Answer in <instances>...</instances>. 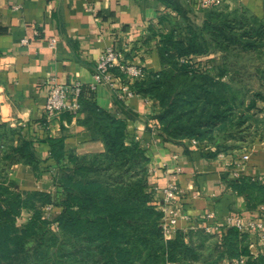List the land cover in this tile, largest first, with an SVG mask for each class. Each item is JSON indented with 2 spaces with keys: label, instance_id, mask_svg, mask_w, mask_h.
I'll use <instances>...</instances> for the list:
<instances>
[{
  "label": "trees",
  "instance_id": "obj_1",
  "mask_svg": "<svg viewBox=\"0 0 264 264\" xmlns=\"http://www.w3.org/2000/svg\"><path fill=\"white\" fill-rule=\"evenodd\" d=\"M167 5L183 13L176 0ZM203 14L201 26L185 17V35L176 28L165 33L158 50L162 68L146 71L129 87L158 103L156 118L165 140L208 143L216 148L210 157L243 153L248 138L251 142L263 132L252 110L264 105V68L256 62L264 56V17L224 4ZM209 52L220 54L215 73L209 64L192 60ZM80 104L84 118L79 122L93 140L103 142L104 151L66 152L64 138L49 137L57 162L53 193L19 191L0 177V264H233L241 257H247L244 264H264V251L251 255L248 235L235 227L220 239L202 229L166 239L164 213L149 189L144 147L129 135L125 119L84 93ZM15 133L19 143L0 155L3 168L22 163L39 174L34 142L24 137L23 128L0 127V139ZM227 183L250 209L264 206L263 181L242 176ZM45 205H53L52 220L44 218ZM24 210L32 215L19 225Z\"/></svg>",
  "mask_w": 264,
  "mask_h": 264
},
{
  "label": "crops",
  "instance_id": "obj_2",
  "mask_svg": "<svg viewBox=\"0 0 264 264\" xmlns=\"http://www.w3.org/2000/svg\"><path fill=\"white\" fill-rule=\"evenodd\" d=\"M176 1L182 14L167 5V0H0V127H22L24 137L34 142L41 167L39 174L22 163L4 169L1 158V180L13 182L15 189L23 192H55L57 162L51 155L49 137L64 138L66 152L104 151L103 142L93 140L79 122L83 113H63L50 123L46 121L51 84L81 83L84 96L125 119L129 135L144 147L149 158V189L158 188L152 191L153 204L164 203L162 188L170 181L181 186L183 217L177 232L187 235L190 222L198 221L208 210L221 222L232 213L246 219L262 217L260 207L250 209L227 183L232 179L227 164L242 152L210 157L216 148L208 143L165 140L156 118L158 103L138 94L121 98L126 78L117 68L113 70V85L96 83V65L107 47L148 72L162 68L158 50L163 35L171 28L185 35V17L195 26L204 20L198 0ZM224 5L230 9L241 5L252 15L264 17V0H225ZM25 38L26 44L22 43ZM53 40L56 43L51 46ZM212 56H192V60L210 65ZM91 85H95L94 90ZM19 138L15 133L0 139V155L18 144ZM256 148L247 163V175L264 178V149L260 150L261 145ZM31 215L24 210L21 218L25 222Z\"/></svg>",
  "mask_w": 264,
  "mask_h": 264
},
{
  "label": "built area",
  "instance_id": "obj_3",
  "mask_svg": "<svg viewBox=\"0 0 264 264\" xmlns=\"http://www.w3.org/2000/svg\"><path fill=\"white\" fill-rule=\"evenodd\" d=\"M224 2L225 0H198V6L200 9H205L213 6H221ZM22 43H28V39H23ZM55 43L53 40L51 46H54ZM181 61L187 62L184 58ZM113 68H119L126 78V82L120 88L121 98L134 95L129 87V83L144 78L147 73L142 66L122 60L120 53L113 47H107L99 57L96 65V73L94 75L96 83L113 85ZM90 89L94 90L95 85H91ZM83 93L84 86L81 83L74 85L52 83L45 104L46 121L50 123L63 113L77 114L81 107L80 97ZM194 141L196 142V140ZM249 160L250 154L247 152L241 153L232 159L227 164L230 178L235 179L248 176L247 163ZM252 177L253 179L264 182L263 177ZM153 190H158V188L155 187ZM162 192L164 195V203L162 205H154L164 213L161 222L162 233L166 239H171L177 232L179 220L183 217L182 202L180 201L182 190L179 183L170 181L162 188ZM43 209L44 218L52 220L55 215L53 213V205H45ZM260 209L264 213V206H260ZM185 218L189 219L188 217ZM55 226L57 227L56 224ZM230 227H235L241 233L250 235L249 249L251 255L257 256L258 253L264 251V214L259 219H246L241 214L232 213L224 222H221L216 219L215 213L208 210L198 221H191L188 228L185 229V232L202 229L206 233L216 235L220 239L224 229ZM246 260L247 257H241L232 263L244 264Z\"/></svg>",
  "mask_w": 264,
  "mask_h": 264
},
{
  "label": "rangeland",
  "instance_id": "obj_4",
  "mask_svg": "<svg viewBox=\"0 0 264 264\" xmlns=\"http://www.w3.org/2000/svg\"><path fill=\"white\" fill-rule=\"evenodd\" d=\"M211 54H213V56H212V61L210 62V66L209 67L212 68V71L215 73L216 72V68H218L219 64H220L219 63L220 54L216 53V52H209L207 54V56L211 55ZM256 62H257V64L261 63V65L264 68V56L260 57L259 61L256 60ZM252 113L259 120L258 123L254 122V124H258V126L262 128L263 132H262L261 135L257 136L255 138V140H253L251 142H250V140H252L251 137L248 138L249 141L246 144H244L243 147L240 149L241 151H245V152L249 153L250 155L251 154H256L255 149H257L256 147L259 146V145H261V147H263V148H260V150L264 149V105L263 104H259L258 106H256L252 110ZM262 160H264V157L261 158V161ZM24 220H25L24 218L19 217V219H18L19 225H22L24 223Z\"/></svg>",
  "mask_w": 264,
  "mask_h": 264
}]
</instances>
